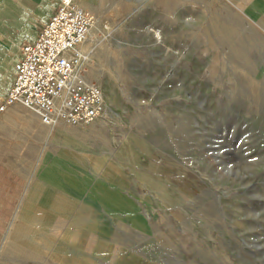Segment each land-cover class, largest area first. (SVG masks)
<instances>
[{
	"label": "rangeland",
	"instance_id": "obj_1",
	"mask_svg": "<svg viewBox=\"0 0 264 264\" xmlns=\"http://www.w3.org/2000/svg\"><path fill=\"white\" fill-rule=\"evenodd\" d=\"M87 4L106 89L83 74L104 113L48 141L27 110L4 131L22 178L0 264H264V0ZM60 156L53 168L80 179L77 237L57 228L53 192L32 195Z\"/></svg>",
	"mask_w": 264,
	"mask_h": 264
},
{
	"label": "built area",
	"instance_id": "obj_2",
	"mask_svg": "<svg viewBox=\"0 0 264 264\" xmlns=\"http://www.w3.org/2000/svg\"><path fill=\"white\" fill-rule=\"evenodd\" d=\"M93 16L75 0H60L37 37L21 48L12 86L0 114L21 105L41 123L91 124L105 109L102 89L83 74L86 57L79 51L92 29Z\"/></svg>",
	"mask_w": 264,
	"mask_h": 264
},
{
	"label": "crops",
	"instance_id": "obj_3",
	"mask_svg": "<svg viewBox=\"0 0 264 264\" xmlns=\"http://www.w3.org/2000/svg\"><path fill=\"white\" fill-rule=\"evenodd\" d=\"M79 1V0H78ZM75 2L83 8L81 4ZM85 3V0L80 2ZM247 2H262V0H246ZM60 0H0V51L7 49L5 39L14 38L15 44L19 45L18 57L20 58L21 48L24 44L32 42L36 39L39 31L44 24L51 18L56 10ZM14 63V67L15 64ZM14 72V71H13ZM14 79V74H13ZM13 83V80H12ZM8 91L2 95L5 98ZM0 96V100H2ZM27 110L31 115L28 119L32 120V115H39L28 110L27 108L16 105L9 108L6 112L0 114V234L2 235L5 228L6 211L13 210L18 207L20 197V179L22 178L19 172L10 165L6 164L5 153L6 144L4 141V131L10 130V123L19 118L20 115H25ZM24 118V117H23ZM37 121L40 123V119ZM22 119V118H20ZM8 122V124L6 123ZM38 125V123H37ZM35 127H38V126ZM41 125V124H40ZM13 151V150H12Z\"/></svg>",
	"mask_w": 264,
	"mask_h": 264
},
{
	"label": "bare ground",
	"instance_id": "obj_4",
	"mask_svg": "<svg viewBox=\"0 0 264 264\" xmlns=\"http://www.w3.org/2000/svg\"><path fill=\"white\" fill-rule=\"evenodd\" d=\"M80 1V0H79ZM88 0H85V3L79 2L83 7L88 8L87 4ZM100 30V23L99 22H94L92 29L88 35V38L86 41L80 45L79 51L81 54H83L90 66V70L92 76L96 77V80L98 81V85L102 87L103 89H106L105 86L102 84V73L101 71H98V69L95 68V64L92 61L93 58V38L94 35ZM158 38L160 37V34L157 35ZM5 42L7 43V49L4 51H0V96L4 95L6 92V89L10 85V79L12 75V68L14 67V63L17 60L18 57V48L19 45L15 44L14 38L10 39H5ZM239 51V50H238ZM90 55H89V54ZM90 57V59H89ZM14 71V70H13ZM88 81H90V75L85 76ZM31 119L35 120L36 115H32ZM35 118V119H34ZM40 117L38 118V120ZM37 120V119H36ZM41 121V119H40ZM8 124V122H6ZM41 124V122H40ZM61 123H56L51 127H46L45 125H41L42 129H44L48 135L47 141L50 139L49 137L51 136L52 133L58 131V127L60 126ZM40 127V128H41ZM65 134V133H64ZM45 141V142H47ZM63 158V157H62ZM61 156L59 157V162H56L54 160L48 162L46 166L41 170L40 172V177L42 180V183H37L35 187L32 190V195H36L38 193H43L44 191L48 193V191L53 192V206L51 210L55 215H60L63 216V219H58L59 222L56 224L57 228H67V232H69V236H78L80 233V208H76V205H73L72 202H74V197H80V179L75 180L73 175L69 173V171L62 170L57 171L53 168V166L59 167V164L64 162ZM47 163V162H46ZM59 163V164H58ZM61 167V166H60ZM63 168V166L61 167ZM76 181H79L77 184ZM76 201V200H75ZM78 202V200H77ZM59 216V217H60ZM66 218V219H64ZM71 220L70 222L66 223V220ZM65 222V223H63ZM26 228V227H25ZM23 225H20V228L17 230L14 239L16 241H20L23 238H26L27 233L30 231L28 229H25ZM59 231V233H61ZM54 234V233H53ZM73 245L71 243H66L65 247L63 248V252H68V249L72 248Z\"/></svg>",
	"mask_w": 264,
	"mask_h": 264
}]
</instances>
